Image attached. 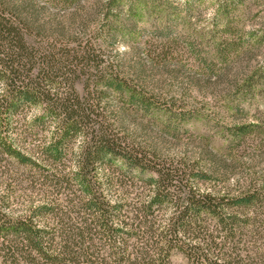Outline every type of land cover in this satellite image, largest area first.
<instances>
[{"label":"trees","instance_id":"16d2710c","mask_svg":"<svg viewBox=\"0 0 264 264\" xmlns=\"http://www.w3.org/2000/svg\"><path fill=\"white\" fill-rule=\"evenodd\" d=\"M49 1L66 9L81 0ZM120 1L103 5L92 32L88 19L68 27L44 19L48 4L0 0V168L13 159L31 191L46 193L20 217L0 205V264H178L176 256L181 264H264V245L245 238L264 243V184L237 180L227 193L202 191L207 173L136 148L118 125L123 108L112 119L109 100L144 115L157 108L99 43L133 34L127 27L110 34ZM260 78L244 81L245 101L260 93ZM32 108L42 114L28 120ZM263 130L237 125L232 137L241 146Z\"/></svg>","mask_w":264,"mask_h":264},{"label":"rangeland","instance_id":"374dc122","mask_svg":"<svg viewBox=\"0 0 264 264\" xmlns=\"http://www.w3.org/2000/svg\"><path fill=\"white\" fill-rule=\"evenodd\" d=\"M35 1L42 7L48 4L44 19L56 18L64 27L73 20L88 19L92 32L103 23V5L108 3L81 0L79 5L63 9L49 0ZM119 3L111 8L110 34L117 35L120 27L133 34L116 40L105 35L99 43L106 60L157 106L144 115L117 99L107 102L112 119L124 109L125 117L118 125L130 142L142 151L157 152L161 160L182 161L207 173L209 177L198 185L202 191L227 193L235 190L237 180L263 185L264 130L239 146L232 129L258 123L264 128V79L255 100L245 101L238 94L248 78L261 81L264 75V0ZM163 28L170 34L161 37ZM78 90L84 94L83 83H78ZM40 114V108H32L26 118ZM79 145L75 143L72 149L77 151ZM7 159L0 168V205L9 206L11 216L20 217L40 204L46 193L31 191L30 183L20 176L27 170ZM144 192L148 195L147 190ZM245 238L246 245H264L251 239L252 234ZM174 261L182 262L180 256Z\"/></svg>","mask_w":264,"mask_h":264}]
</instances>
